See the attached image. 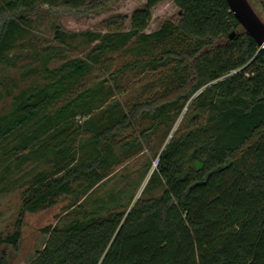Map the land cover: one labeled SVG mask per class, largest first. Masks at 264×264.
<instances>
[{"label":"trees","instance_id":"16d2710c","mask_svg":"<svg viewBox=\"0 0 264 264\" xmlns=\"http://www.w3.org/2000/svg\"><path fill=\"white\" fill-rule=\"evenodd\" d=\"M110 1L0 0V70L31 58L18 76L0 75V104L6 103L0 108V195L17 187L23 174H14L28 164L45 166L31 176L16 229L0 237V246L18 248L26 212L73 195L71 209L45 229L48 239L28 264H264V50L227 0H173L182 18L152 33L145 32L152 9L164 0L135 10L127 31L119 24L104 33L72 32L54 20L53 40L36 44L43 14L81 16ZM78 36L90 49L68 57ZM176 36L186 44L154 55ZM28 45L30 53L14 55ZM121 49L153 56L111 71L112 85L85 84ZM168 65L178 84L129 109L111 102L127 70ZM186 107L185 122L194 126L174 133L132 206L124 204L123 190L83 206L122 155ZM146 117L150 127L121 143L119 153L112 138ZM0 264H9L6 253Z\"/></svg>","mask_w":264,"mask_h":264},{"label":"rangeland","instance_id":"374dc122","mask_svg":"<svg viewBox=\"0 0 264 264\" xmlns=\"http://www.w3.org/2000/svg\"><path fill=\"white\" fill-rule=\"evenodd\" d=\"M146 1L112 0L104 7L92 9L81 16L64 13L47 15L45 13L36 25L39 39L37 42L32 41L31 43L36 42V44L38 43L43 46L47 44V40H53L51 25L54 20H58L64 29L72 32L90 30L104 33L110 30H118L119 24L122 30L127 31L131 28V17L134 11L142 8ZM249 1L264 20V0ZM181 18L182 11L174 1L164 0L152 9V19L145 32L152 33L159 30L164 22H178ZM112 19L117 25H109V21ZM240 30L238 29L237 31ZM82 38V36H78L70 40L74 46L68 52V57L83 55L90 49V45L80 42ZM225 41L226 39L224 38L221 42ZM185 44L186 41L176 36L164 44L157 45L154 49V55L159 56L162 51L170 47L180 49ZM31 51L32 49L28 45L26 48L17 49L14 55H26ZM152 56V54L136 56L127 49L112 52L108 54L102 63L95 67L92 73L85 79V84L93 85L104 81L106 86L112 85L113 81L108 78L111 71L120 69L125 63L133 62L137 59L145 61ZM30 61L31 58H25L18 63L16 68L3 66L1 67L0 75L18 76L24 70V64ZM172 72L173 70L169 65L158 66L156 69L148 67L143 70L136 67L127 70L120 75L116 95L111 99V102H119L121 107L129 109L135 102L151 100L160 95L166 86L178 84V77L172 76L171 78ZM167 77L168 79H166ZM0 108H6V103H1ZM186 110L187 107L179 116L175 115L173 121L169 120L161 124L156 132L149 134V140L141 143L139 149L133 150L129 155H122L121 159L106 172L105 178L95 187L88 199L82 202L84 199L82 198L79 202H82L84 207H92L98 198H106L110 193H119L123 190L121 195H123L124 204L132 206L141 196L152 171L157 167L158 158L156 157L161 154L174 133L176 131H186L194 126V122H185ZM152 122L153 120L148 117L140 119L135 123L134 128L122 132L116 138H112V143L116 145L117 151L121 143L140 135L143 130L150 127ZM87 137L88 135L84 136L83 141ZM88 151L89 147H85L84 152ZM43 168L45 166L38 163L32 162L28 164L22 173L18 172L14 174V177H20L23 174V178L20 179L17 187L0 195V237H7L15 231V223L22 210L23 200L28 193L30 178L35 172ZM148 169L150 170L147 172ZM159 192L160 190L154 192L152 195H157ZM130 201L132 202L130 203ZM74 202L75 198L73 195H63L51 207H46L38 212H26L18 248L9 244H3L0 246V255L6 253L9 264H28L36 256L37 252L44 247L48 239L49 234L45 229L50 225L59 224L61 217L71 209L69 205Z\"/></svg>","mask_w":264,"mask_h":264},{"label":"water","instance_id":"95a60500","mask_svg":"<svg viewBox=\"0 0 264 264\" xmlns=\"http://www.w3.org/2000/svg\"><path fill=\"white\" fill-rule=\"evenodd\" d=\"M231 10L240 22L244 30L251 35L261 49L264 50V20L255 10L249 0H227ZM237 34L236 30L230 33V38L233 39ZM204 164L201 161H196L195 167L201 170Z\"/></svg>","mask_w":264,"mask_h":264}]
</instances>
